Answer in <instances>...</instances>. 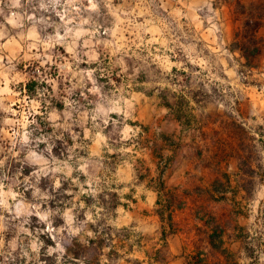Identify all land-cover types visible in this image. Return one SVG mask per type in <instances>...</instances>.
I'll use <instances>...</instances> for the list:
<instances>
[{
    "label": "rangeland",
    "instance_id": "obj_1",
    "mask_svg": "<svg viewBox=\"0 0 264 264\" xmlns=\"http://www.w3.org/2000/svg\"><path fill=\"white\" fill-rule=\"evenodd\" d=\"M261 18L264 0H0V264L125 256L130 229L113 223L170 105L183 117L192 103L249 104L241 149L264 225Z\"/></svg>",
    "mask_w": 264,
    "mask_h": 264
},
{
    "label": "crops",
    "instance_id": "obj_2",
    "mask_svg": "<svg viewBox=\"0 0 264 264\" xmlns=\"http://www.w3.org/2000/svg\"><path fill=\"white\" fill-rule=\"evenodd\" d=\"M258 21L255 70L264 68V18ZM236 32H222L224 76L231 72L226 51L231 56ZM248 108L247 102L192 103L179 117L172 105L163 107L159 154H145L150 170L113 223L130 229L131 248L116 264H264L263 186L256 171H246L241 149Z\"/></svg>",
    "mask_w": 264,
    "mask_h": 264
},
{
    "label": "trees",
    "instance_id": "obj_3",
    "mask_svg": "<svg viewBox=\"0 0 264 264\" xmlns=\"http://www.w3.org/2000/svg\"><path fill=\"white\" fill-rule=\"evenodd\" d=\"M237 4H239V0H237ZM33 83H28L26 87L28 88V91H30V88L32 87Z\"/></svg>",
    "mask_w": 264,
    "mask_h": 264
}]
</instances>
